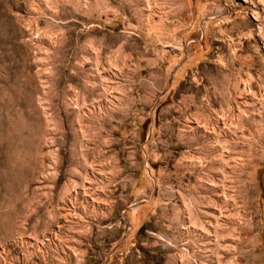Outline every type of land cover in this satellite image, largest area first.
<instances>
[{"label":"rangeland","instance_id":"374dc122","mask_svg":"<svg viewBox=\"0 0 264 264\" xmlns=\"http://www.w3.org/2000/svg\"><path fill=\"white\" fill-rule=\"evenodd\" d=\"M0 81V264H264V0H0Z\"/></svg>","mask_w":264,"mask_h":264},{"label":"crops","instance_id":"0c3cea01","mask_svg":"<svg viewBox=\"0 0 264 264\" xmlns=\"http://www.w3.org/2000/svg\"><path fill=\"white\" fill-rule=\"evenodd\" d=\"M189 67H190V66H187V69H189ZM191 67H193V66H191ZM187 73H189V70H187Z\"/></svg>","mask_w":264,"mask_h":264},{"label":"bare ground","instance_id":"6f19581e","mask_svg":"<svg viewBox=\"0 0 264 264\" xmlns=\"http://www.w3.org/2000/svg\"><path fill=\"white\" fill-rule=\"evenodd\" d=\"M1 82V81H0Z\"/></svg>","mask_w":264,"mask_h":264}]
</instances>
